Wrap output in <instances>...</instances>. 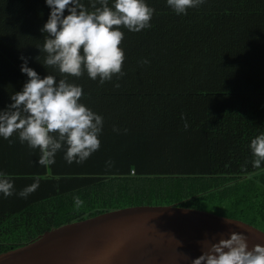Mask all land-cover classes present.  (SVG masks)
<instances>
[{
    "label": "trees",
    "instance_id": "trees-1",
    "mask_svg": "<svg viewBox=\"0 0 264 264\" xmlns=\"http://www.w3.org/2000/svg\"><path fill=\"white\" fill-rule=\"evenodd\" d=\"M7 2L45 39L41 29L51 13L46 0ZM121 30L125 75L101 85L85 72L78 79L68 77L69 82L87 92L110 93L125 90L134 76L135 93L155 85L151 92L170 88L211 100L231 95L253 100L214 110L222 118L221 125L217 122L221 131L211 126L101 134L100 148L83 163H67L65 146L48 167L37 163L39 149L28 165L16 166L23 151L16 152L18 135L11 144L0 137V172L13 177L16 193L41 178L26 199L0 193V252L62 223L134 203L217 207L264 230V161L254 168L250 148L251 140L264 133V0H206L186 15L155 11L151 27L140 32ZM5 73L19 82L15 62ZM49 74L61 78L54 68ZM0 100L11 98L0 94ZM112 138L115 148L109 147ZM133 147L136 154L129 153ZM77 196L84 201L80 208Z\"/></svg>",
    "mask_w": 264,
    "mask_h": 264
},
{
    "label": "clouds",
    "instance_id": "clouds-1",
    "mask_svg": "<svg viewBox=\"0 0 264 264\" xmlns=\"http://www.w3.org/2000/svg\"><path fill=\"white\" fill-rule=\"evenodd\" d=\"M46 3L51 13L41 29L46 36L40 49L46 53L44 66L56 69L61 78L52 74L41 78L22 56L21 71L28 80L21 91L11 96L13 102L0 110V137L11 144L14 141L10 138L18 134L21 143L39 149L37 163L44 167L54 164L56 154L65 146L67 163H83L100 148L104 119L81 102L82 86L69 82L68 77L78 79L86 72L92 80L99 78L101 85L113 76L123 77L126 55L121 47L125 37L121 28L131 32L150 28L155 9L146 0H114L112 6L109 0H91V11L82 0H46ZM203 3L204 0H167L178 15H186L188 9ZM181 119L187 129L183 114ZM113 130L119 131L115 127ZM250 148L255 157L253 167L258 169L264 161V133L251 140ZM34 180L16 193L13 177L0 172V193L4 197L18 194L26 199L40 186L41 178L36 176ZM74 199L77 208L83 206L80 197ZM201 243L205 251L193 264H264V245L256 244L250 249L242 232L233 231L229 238L215 243L208 240Z\"/></svg>",
    "mask_w": 264,
    "mask_h": 264
},
{
    "label": "water",
    "instance_id": "water-1",
    "mask_svg": "<svg viewBox=\"0 0 264 264\" xmlns=\"http://www.w3.org/2000/svg\"><path fill=\"white\" fill-rule=\"evenodd\" d=\"M242 232L249 248L264 230L183 203H134L54 226L0 252V264H193L212 243Z\"/></svg>",
    "mask_w": 264,
    "mask_h": 264
},
{
    "label": "crops",
    "instance_id": "crops-1",
    "mask_svg": "<svg viewBox=\"0 0 264 264\" xmlns=\"http://www.w3.org/2000/svg\"><path fill=\"white\" fill-rule=\"evenodd\" d=\"M82 2L90 11L93 10L91 8V0H82ZM113 3L114 0H109V6H112ZM0 24L3 28L5 27L4 29L6 32L11 30L10 32L13 33L24 34L27 31L26 35L28 34L29 41L37 49L36 52L41 51L40 47L42 48L45 42L44 39L33 28L30 22L19 11L14 9L7 0H0ZM0 51L6 55L5 58V55L0 53V63L5 67V69L2 71L0 70V72H3L6 76L5 79L0 78V94L11 98L14 93L23 89L28 77L21 71V73H19V82H12L5 72L13 68L17 55L5 52L2 47ZM37 57L39 61L40 58L46 57V54L37 55ZM19 68L21 70L20 66ZM122 85L121 83L119 88L123 89ZM134 86V76L128 77L125 90L122 91L121 89H117L110 93H95L84 91V86H82L84 95L81 102L95 113L102 115L104 119V126L101 134L128 133L139 130L161 131L184 129L185 120L181 119V114L186 117L189 125L188 128L203 127L205 129H210L211 126H213L212 128L214 129L217 127L215 130L221 131V126H217V122L222 118L217 119L218 114L214 111L216 107L208 110L206 105L207 100H192L191 97H195L197 94L178 93L170 88L151 92L149 89L155 85L145 90L143 93H135L132 88ZM163 98L165 100H163ZM12 102V100H0V110L6 109ZM114 127L119 129V131H114ZM16 141L18 143L16 152L18 153L23 150L18 156L16 166L24 163L28 165V163H30L29 158L33 153L38 152V149H31L26 142L21 143L19 138ZM1 143L2 142H0V145ZM115 143V138H112L109 147L115 148ZM137 152L138 150L136 147L129 150L131 154H136ZM135 173V169L132 168L131 174L134 175Z\"/></svg>",
    "mask_w": 264,
    "mask_h": 264
},
{
    "label": "rangeland",
    "instance_id": "rangeland-1",
    "mask_svg": "<svg viewBox=\"0 0 264 264\" xmlns=\"http://www.w3.org/2000/svg\"><path fill=\"white\" fill-rule=\"evenodd\" d=\"M206 0H204L205 2ZM146 3L153 7L155 9V11H159V10H173L170 6L167 5V0H146ZM14 17V16H11ZM5 28V27H4ZM3 28V26L0 24V48L2 47V49L5 52H8L10 54H16V61L15 63L18 64L20 67L22 66V64L24 63V60L21 59V57H26L27 58V63L28 66L35 69L38 74L41 76V78L45 77L46 75L49 74L50 68H46L43 64L45 57L44 58H40L39 61L37 59V55H44L46 53L44 52H36V48L34 47V45L29 41L30 39L28 38V34L26 35L27 31L24 34L21 33H13L9 31H5V29ZM132 59V58H131ZM148 59V58H147ZM42 64V65H41ZM150 66V64H148ZM151 67V66H150ZM55 74V71H54ZM5 75L3 72H0V78L5 79ZM113 97V96H111ZM192 100H207L206 105H207V109L211 110L213 107H216L215 111H220L222 112L223 109L225 108V106L228 104L233 105L235 108L236 104L240 101L241 103L245 104L247 103V106L249 105V103H251V101L253 100V97H248L245 95H231V96H224L222 97V100H211L213 99L212 97H207L205 98V96L203 97L202 95H196L195 97H191ZM251 98V100H250ZM163 100H165L163 98ZM252 105V104H251ZM246 106V107H247ZM245 107V108H246ZM220 117H217V119ZM216 119V121H217ZM206 209V208H205ZM213 211L218 212L220 214H224L227 213L224 209L221 208H213ZM226 215V214H224Z\"/></svg>",
    "mask_w": 264,
    "mask_h": 264
}]
</instances>
